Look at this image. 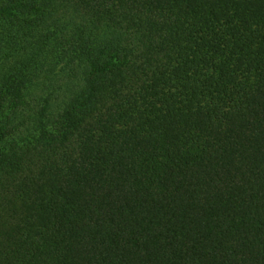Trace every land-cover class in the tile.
Instances as JSON below:
<instances>
[{
    "label": "trees",
    "instance_id": "trees-1",
    "mask_svg": "<svg viewBox=\"0 0 264 264\" xmlns=\"http://www.w3.org/2000/svg\"><path fill=\"white\" fill-rule=\"evenodd\" d=\"M0 264H264V0H0Z\"/></svg>",
    "mask_w": 264,
    "mask_h": 264
}]
</instances>
